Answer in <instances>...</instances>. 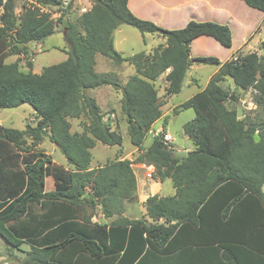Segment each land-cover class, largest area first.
Here are the masks:
<instances>
[{"label": "trees", "instance_id": "obj_1", "mask_svg": "<svg viewBox=\"0 0 264 264\" xmlns=\"http://www.w3.org/2000/svg\"><path fill=\"white\" fill-rule=\"evenodd\" d=\"M128 1L92 0L87 12L69 18L75 0L66 8L62 0L25 1L19 15L16 0H0V110L27 104L37 120L25 129L0 123V238L8 256L23 253L17 264H264V55L253 52L223 64L213 56L192 58L191 43L201 36L230 48V28L190 21L168 30L137 17ZM243 1L264 12V0ZM52 9L61 13L56 21ZM61 24L68 58L40 74L30 59L23 70L20 57H32L31 46L55 35ZM122 25L166 42L152 53L124 56L111 39ZM98 55L132 65L136 73L124 84L114 73H98ZM192 63L220 66L203 91L174 111H195L184 125L195 149L176 158L162 133L146 148L162 116L161 99L182 91ZM168 70L162 97L156 82ZM226 78L237 91L253 92L260 117L237 118L238 108L229 104L238 96L224 88ZM103 86L122 94L127 134L138 149L133 160L122 159V132L108 120L115 110L104 113L89 94ZM71 119L81 120L80 132H72ZM46 138L67 167L39 149ZM99 142L120 149L92 168ZM133 164L154 166L152 179H170L175 194L149 196L142 219L94 222L99 213L107 219L122 215L125 202L136 200ZM48 176L54 179L52 192L45 190Z\"/></svg>", "mask_w": 264, "mask_h": 264}, {"label": "crops", "instance_id": "obj_2", "mask_svg": "<svg viewBox=\"0 0 264 264\" xmlns=\"http://www.w3.org/2000/svg\"><path fill=\"white\" fill-rule=\"evenodd\" d=\"M91 1L92 0H86L85 5L83 4L81 6L82 7L84 6L85 8H89L87 7V4H90L91 6ZM76 3H78V1L75 0V4ZM128 7L137 17L145 20H150L155 24H157L158 26L168 30L182 29L190 21L214 22L221 25H226L230 28L232 33V46L230 48H226L222 46L217 40H215L212 37L201 36L196 38L191 43L190 50H191L192 58L200 57V56H213L218 58L219 61L223 64L236 56H244L249 53L255 52L257 45L261 46L262 42H264V12L248 6L243 0H129ZM56 13L58 12H55L53 14ZM121 28L122 27L120 26L116 29L114 35L115 46H116L115 43L116 36L118 33L122 31ZM62 34L64 35L65 38V32ZM147 35L148 34L142 36L143 43L145 47H147V49L143 50L142 52H146L147 54L152 53L159 45L165 44L166 42V39L164 37H160L158 35H152V34H150L149 36ZM42 47H44V42L39 44H33L31 46L32 49L31 54L33 55L32 56L33 64L35 61V54L40 52L41 51L40 49ZM132 50L133 51L131 54L134 55L135 51L134 49ZM263 50H264L263 48L260 50L259 52L260 55H264L262 53ZM121 54L123 55L124 53ZM131 54L126 56L128 57ZM66 56H67L66 58H68L67 53ZM16 59L17 56L14 58V60H12V62H14ZM219 68L220 66L218 65H203V64L192 63L187 72L186 80L181 93L176 96L173 95L164 98V101H162L161 103L162 116L155 122L152 131L149 134L152 133V135L155 137L156 135L154 132L165 130L164 128L168 124L170 115L175 113L174 112L175 109L178 108L187 100H189L190 98H192L193 96H195L197 93L203 91L209 84L211 78L219 71ZM96 71L98 73H114L119 79V81L123 84L128 81L130 76L136 73L135 68L132 65H129L127 63H123L119 65L114 64L109 59L101 55H98L96 58ZM169 71L170 70L164 73L156 82L159 88L160 96L164 94L165 88L167 87L168 83L166 81V76L169 73ZM203 71L204 74H202ZM201 81L203 83L200 89L196 90L195 88H192V86L198 85V83ZM223 86L224 88L228 86L227 90H230L231 92L236 90L234 82L232 84L229 78H226ZM89 94L97 100V103L99 104V106L101 107L104 113H108L111 110H115V113H112L110 115L111 116L110 118H108L109 115H106V120L108 118V120L111 123H114V121L117 118L118 121L122 120L126 123L125 116L121 111L120 100L122 98V94L119 91H116L111 86H103L91 90ZM185 111L188 110L178 111L175 114L182 115ZM192 118H194V116H192ZM74 120L78 121L79 123L77 129H74L73 126ZM71 123H72V132L81 131L80 128L81 120L71 119ZM158 124L160 125V127L158 128V131H156L154 130V128ZM99 143H97V145ZM150 145H148L147 147H149ZM94 149H92V153ZM122 150H123L122 159H129V160H132L133 157L138 152V149L135 148L134 146L133 149H131L130 151H125L124 144ZM184 150L186 149H177L176 151H184ZM54 162L58 165H64L66 167L68 166L67 161L65 164H60L55 160ZM105 163L101 164V161L98 160L94 164L92 161L91 166L92 168H97L99 166H103ZM132 169L134 171L137 180L136 200L125 202V211L122 215H114L113 217L107 219L102 213H99L97 216L93 218L94 222L107 223L108 225H111L119 218H125L131 221L142 219L146 215V209L144 207V203L146 202L149 196H152L154 193H157V192L148 193V189L150 185L155 183L158 185L159 188L163 185H169V183H171L170 179L166 180L163 183L156 182L153 179H152L153 182H148L149 179L147 177V173L148 171L153 172L154 170L153 166H148L146 164H133ZM138 172H141V178ZM48 177H52V176H48ZM48 177H46L45 190L46 192H52L55 190L54 179L52 178L50 180L51 186L48 190L47 189ZM149 178H152V176H150ZM167 192L169 195L166 196H171L175 194V189L173 188L172 183H171V188L167 189ZM95 218L96 219L99 218V219L95 220ZM20 260L22 259H19V261Z\"/></svg>", "mask_w": 264, "mask_h": 264}, {"label": "rangeland", "instance_id": "obj_3", "mask_svg": "<svg viewBox=\"0 0 264 264\" xmlns=\"http://www.w3.org/2000/svg\"><path fill=\"white\" fill-rule=\"evenodd\" d=\"M25 1H30L32 3H36V0H16V14L19 15L21 14V10H23V4ZM78 1V3L75 4V8L74 10L72 9V11L70 12L69 18H72L73 13L78 14L79 11V7H82L81 5H85V1L86 0H76ZM81 4H80V3ZM91 6H92V1H91ZM90 4H87V7H91ZM84 7V6H83ZM87 8V9H89ZM42 10H44L42 8ZM2 10H0L1 13ZM45 11V10H44ZM56 11H54V9L49 10V13L51 14V18L53 20H57L58 17L56 14H52L55 13ZM121 32L117 34L116 36V50L118 52L124 53L123 55H129L132 53V49H134V53H139L142 52L143 50H146L147 47H145L144 43H143V34H141L137 29L131 27V26H127V25H122L121 26ZM64 26L61 24L59 26H57V33L55 35H53L52 37L46 39L44 41V47H42L40 50V52L35 54V61H34V68L33 71L34 73L40 74L43 70V68L54 65V64H58L61 63L63 61H65L67 58L66 56V51L68 50V44L67 41L64 38V35L62 33H64ZM150 34H148L147 36H149ZM262 49V45H257L256 47V51L255 52H260V50ZM132 55V54H131ZM130 55V56H131ZM14 58L16 56H13ZM11 57L7 60V62H12V60H14V58ZM33 61V57L30 56H21L20 57V65L22 67L23 70L28 71V65L27 63L30 61ZM112 62V61H111ZM204 74V71L203 73ZM230 82L233 84V80L231 78H229ZM202 81L198 83V85H194L192 86V88L200 89L201 85H202ZM226 89H228V86L226 87ZM231 92V91H230ZM181 93V92H180ZM179 93V94H180ZM177 94V95H179ZM243 93L242 91H237L235 95L238 96V101H236L235 104H229L230 107H237L239 106V104H242V108H243V114L244 115H248L249 117H253V118H257L261 116V108L256 106V104L253 102V92L251 90L247 91L246 94ZM244 95V100H241V97ZM176 96V95H175ZM163 97V95H162ZM162 101H164V98L161 99V103ZM243 115V116H244ZM192 116H196V113L193 109H188V111H185L182 115H177V114H171L168 124L165 126V130L163 131H158V128L160 127V125L158 124L154 130L158 131V132H154L155 135H159L160 133H164V132H168L169 134H171L174 137V141L172 146L174 147V150L176 151L177 149H186L184 151L190 152L193 151L195 149V145L193 143V141L191 139H189V137L184 133V125L186 123H188L189 121H191ZM250 117V118H251ZM258 120V119H257ZM36 116H35V112L33 110V108L30 105H22L18 108H13V109H2L0 110V123L7 127V128H15V129H25L27 125H36ZM73 126L74 129L78 128V121H73ZM111 127H113L116 130H119L120 132H122V136L124 138V149L125 151H130L131 149H133V146L131 144L130 138L127 134V123H125L124 121L120 120L118 121L117 118L114 121V123L110 124ZM154 136L151 134L148 135L144 146L147 147L148 145H150L153 142V138ZM176 148V149H175ZM42 152H46L47 154H51V157H53V160H55L56 162L60 163V164H65L66 163V159L64 157V155L61 153V151L59 150L58 147H56L53 143H51L48 138L45 139V141L42 143V145L39 148ZM119 148L118 147H108L106 145L103 144H98L97 147L94 149L93 153V163L95 164L98 160L101 161V164L105 163L107 160L109 159H114L115 155L117 154ZM136 156L133 157V159H135ZM132 159V160H133ZM154 167V166H153ZM150 172L148 171L147 173V177L149 179L148 182H153L152 178L150 177ZM154 172V170H153ZM151 172V173H153ZM141 178V172H138ZM52 179V177H48L47 179V189L49 190L50 186H51V182L50 180ZM160 186V185H159ZM171 188V183H169V185H163L161 187L158 188V185L153 183L152 185H150L149 189H148V193H153V192H157L154 193L155 194H159L161 196H166L169 195L167 192V189ZM143 195V194H142ZM149 195V194H148ZM99 219V218H97ZM95 218V220H97ZM25 250H28L29 247H24ZM14 251V256L13 258H15V261H11L8 264H17L16 262L19 261L20 259H23L25 257V255L21 252H17V250H13ZM9 251L7 249V245L5 240H3L2 238H0V264H5L6 263V259L10 258L8 256ZM19 258H18V257Z\"/></svg>", "mask_w": 264, "mask_h": 264}, {"label": "built area", "instance_id": "obj_4", "mask_svg": "<svg viewBox=\"0 0 264 264\" xmlns=\"http://www.w3.org/2000/svg\"><path fill=\"white\" fill-rule=\"evenodd\" d=\"M71 2V0H62V7L66 8L69 6V3ZM75 8V7H74ZM74 8H72L74 10ZM80 12L84 13V12H87V8L85 7H81L80 9ZM57 17L60 18L61 16V13L58 12L56 13ZM162 141L165 145L171 147V145L173 144V141H174V137L169 134L168 132H164L163 135H162ZM150 176H152L151 172L149 174Z\"/></svg>", "mask_w": 264, "mask_h": 264}, {"label": "water", "instance_id": "obj_5", "mask_svg": "<svg viewBox=\"0 0 264 264\" xmlns=\"http://www.w3.org/2000/svg\"><path fill=\"white\" fill-rule=\"evenodd\" d=\"M115 32H116V28L112 31V33H111V39H113L114 38V35H115ZM263 54H264V50H263V52H262ZM248 90H246V92H247ZM246 92H245V94H246ZM244 94V95H245ZM244 95L241 97V100L243 101L244 100ZM243 108H242V104L240 103L239 104V106H238V114H237V118L238 119H241V118H243ZM174 156L176 157V158H185L186 156H187V152L186 151H175L174 152ZM16 259L15 258H13V257H10V258H7L6 259V263H10L11 261H15Z\"/></svg>", "mask_w": 264, "mask_h": 264}]
</instances>
